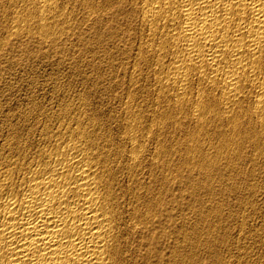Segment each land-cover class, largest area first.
<instances>
[{
    "label": "bare ground",
    "instance_id": "obj_1",
    "mask_svg": "<svg viewBox=\"0 0 264 264\" xmlns=\"http://www.w3.org/2000/svg\"><path fill=\"white\" fill-rule=\"evenodd\" d=\"M0 12V51L28 33L46 55L76 41L99 58L98 82L76 67L81 88L56 85L48 103L35 96L4 115L0 264L231 261V223H203L234 214L215 200L257 194L260 175L242 165L264 161V0H0ZM182 183L220 204L204 199L188 227ZM263 235L245 245V264H264Z\"/></svg>",
    "mask_w": 264,
    "mask_h": 264
},
{
    "label": "rangeland",
    "instance_id": "obj_2",
    "mask_svg": "<svg viewBox=\"0 0 264 264\" xmlns=\"http://www.w3.org/2000/svg\"><path fill=\"white\" fill-rule=\"evenodd\" d=\"M78 11H80V10H78ZM76 12V11H75ZM0 14H2L1 12H0ZM79 14H81V15H79ZM83 13H82V11L81 12H77L76 14H74V16H75V21L77 22V20L78 21H80V20H82L83 19ZM82 16V17H81ZM77 17V18H76ZM81 17V18H80ZM2 18V15H0V19ZM82 24V23H81ZM36 32V31H35ZM25 34V35H24ZM24 34H22V35H20V36H18L17 38H12L11 39V43H10V46H12V48H13V51H10V50H8L7 48H5V49H3V50H1L0 51V130L4 133H2V132H0V139H2L7 133V128L4 126V125H6V124H4V115L5 114H7L6 112L8 111V113L10 112H12V111H15L14 109H20V106H21V108H23V107H25L28 103H29V100L31 99V98H33V97H37L38 96V99L37 100H41V101H43L44 102V99H46L45 100V103L47 102H49L50 101V99H51V97H52V95H53V90L52 89H54V87H56V85H62V87L63 88H66V91H68V93H71L73 90L72 89H74V91L76 90V88L77 89H79V88H81L80 86H79V84H76L77 83V79H76V77L77 76H73V74H72V71H75V69H76V67H77V69L78 68H82L83 70H84V73H86V74H84V77H86L87 75H88V77H89V75H90V77H89V80H88V82H89V85L91 84H94V83H96V82H98L97 80H98V77H96V75H97V72L94 70V67H93V65L94 64H96V63H98L99 62V58H98V56L97 57H95L93 54H91L90 55V53H87L85 50H83L82 48H81V45H79L78 43H76V41H73V42H69L68 44H67V49H65V56L63 55V54H61L62 52H59V50H60V48H51L52 49V51L51 52H49V54L48 55H46L47 54V50L48 49H50V46H47V44L46 43H43L42 41H40L38 38H36V37H34V36H31V35H29L28 33H24ZM0 35L1 36H4L5 35V32H4V30H1V32H0ZM20 37V38H19ZM75 42V43H74ZM20 47V48H19ZM73 47H74V50H73ZM69 48V49H68ZM45 49V50H44ZM58 50V51H57ZM75 51V52H74ZM83 52H84V55H83ZM75 53V55H73ZM36 54H37V56H36ZM68 55H69V57H68ZM73 55V56H72ZM82 55H83V57H82ZM59 56H62V58L60 59V57ZM68 57V58H67ZM76 58V59H75ZM36 59V60H35ZM96 59V60H95ZM59 60V61H58ZM62 60V61H61ZM82 61V62H81ZM93 61V62H92ZM63 63V64H62ZM38 64V65H37ZM33 65V66H32ZM91 66V67H90ZM93 67V68H92ZM32 69V70H31ZM90 70V71H89ZM29 71V72H28ZM63 72H64V75H66L65 77H64V75H63ZM91 72V73H90ZM36 73H38V76L36 75L35 76V74ZM90 73V74H89ZM93 73V74H92ZM34 76H33V75ZM69 74V75H68ZM92 74V75H91ZM50 76H51V78H53V81L54 82H52V83H50L49 81H48V78H50ZM69 76V77H68ZM22 77V78H21ZM33 77L36 79V77H37V81H38V83H37V81H35L36 82V84H37V88L36 89H34L33 90V88L32 87H30L31 85L30 84H32V82H31V80L33 79ZM40 77H41V79H40ZM46 77V78H45ZM56 77V78H55ZM27 78V79H26ZM29 78H30V81H29ZM67 78H69L67 81L68 82H70V80H71V87H70V85H69V83L67 82V81H64L63 82V80L65 79H67ZM73 78H74V80H73ZM96 78V79H95ZM8 79V80H7ZM20 79V80H19ZM55 79V80H54ZM60 79V80H59ZM95 79V81H93ZM28 82H27V81ZM45 80H46V82H45ZM72 80H73V82H72ZM18 81V82H17ZM23 81V82H22ZM44 81V82H43ZM59 81V82H58ZM64 83V85L67 83V85H66V87H64L63 86V83ZM75 81V82H74ZM10 82V83H9ZM16 82H17V84H16ZM26 82V83H25ZM31 82V83H30ZM40 82V83H39ZM42 82V83H41ZM29 85H28V84ZM44 83V84H43ZM60 83V84H59ZM62 83V84H61ZM74 83V84H73ZM22 84V85H21ZM41 84H43V85H41ZM9 85V86H8ZM24 85V86H23ZM49 85V86H48ZM52 85V86H51ZM69 85V86H68ZM73 85V86H72ZM23 86V87H22ZM28 86H29V88H28ZM44 86V87H43ZM17 87V88H16ZM21 87H22V89H21ZM73 87V88H72ZM7 88V89H6ZM15 88V89H14ZM24 88H26V89H24ZM42 88V89H41ZM62 88V89H63ZM28 89V90H27ZM32 89V90H31ZM61 89V90H62ZM69 89V90H68ZM18 90H21L20 92L18 91ZM27 90V91H26ZM44 92H43V91ZM3 91V92H2ZM18 91V92H17ZM24 91H26V92H24ZM30 91V92H29ZM70 91V92H69ZM5 92V93H4ZM32 92V93H31ZM18 93V94H17ZM22 93V94H21ZM58 93H60V92H58ZM74 93V92H73ZM39 94H40V96H39ZM44 94V95H43ZM3 95V96H2ZM15 95V96H14ZM21 95V97H19ZM33 95V96H32ZM41 95H43V98H42V96ZM48 95V96H47ZM2 96V97H1ZM9 96V97H8ZM11 96V97H10ZM25 96H27V97H25ZM30 97V98H29ZM24 98V99H23ZM42 98V99H41ZM9 99H11V100H9ZM48 99H49V101H48ZM23 100V101H22ZM55 100V99H54ZM20 101V102H19ZM2 103V104H1ZM20 103V104H19ZM21 103H22V105H21ZM7 104V105H6ZM26 104V105H25ZM3 105V106H2ZM15 105H17V106H15ZM18 107V108H17ZM3 108V109H2ZM11 108V109H10ZM14 108V109H13ZM4 113V114H3ZM3 114V115H2ZM2 121V122H1ZM2 123V124H1ZM3 126V128L5 127V129H1V127ZM6 133V134H5ZM3 134V135H2ZM2 135V136H1ZM180 135V134H179ZM181 141H183L184 139L181 137V139H180ZM1 142H2V140H0V144H1ZM169 145V146H168ZM166 146L168 147V148H170V146H172L171 145V142L169 141V142H166ZM175 146V145H174ZM176 146H178L179 147V145H176ZM175 146V147H176ZM179 149H181V148H179ZM179 149H178V152L176 153V156L174 157V159L169 163L170 164V167H172V168H175L176 166H175V164L176 165H180L181 163H179V161H181V158H183V156L181 157V153L183 152V147H182V152H180L179 151ZM179 153V154H178ZM180 156V158H178ZM179 163V164H177V162ZM175 161V162H174ZM258 162V163H257ZM257 162H253V163H255V164H252V162H248L249 163V165H247L248 163H245L244 165H242V168L244 167V169L245 170H251V168H252V166H253V168H255V171H257V175H260V176H258V178L259 179H256L257 178V176H255V179L253 180L254 182H255V184H257V182H258V187H257V185H256V191H257V194H256V196L255 197H253L252 196V193L249 191H247L248 189H244V190H242L241 191V194L242 195H244L243 197L246 199H244L243 200V198H242V200H236V198L235 197H230L229 198V201L228 202H226V203H223L222 201L220 202V201H218V200H215V201H217V202H219V203H222V208L224 209V212H225V210H226V212L225 213H227V212H229L231 209H233L234 207V214L232 215V216H229L228 215V217H230V218H225V221L224 222H221V221H223V219H219L220 221H218L216 218H214V217H210V218H208V220H207V222L206 223H203V226H208L209 224H210V222H211V224H218V225H216V226H219L220 225V223H224V224H226L227 226L228 225H230V223H231V225L232 226H228L229 227V229H228V231L230 232V233H228V235H227V237H229V239L227 240L226 239V242L230 245V251L228 250V249H226V245L224 246L223 245V247L222 246H220L219 248H221L222 247V249L220 250L219 249V252H220V257L221 258H224L228 253V251H229V253H231V255L232 254H234V256L232 255V260L231 261H228L226 264H245V260L244 259H242L240 256L241 255H243V254H245V251H246V247H245V245L246 246H252V245H249V244H251L252 242H253V239L254 238H257V237H259L258 239H260V237H262V234H264V211H263V209H264V202H262V201H264V161L263 160H258ZM172 163H175V164H172ZM259 163L262 165H259ZM252 165V166H251ZM256 165V166H255ZM175 166V167H174ZM251 167V168H250ZM259 167H261V168H259ZM259 169H261L260 171H259ZM262 174H261V173ZM261 177V178H260ZM217 180V179H216ZM261 181H262V183H261ZM185 184V185H184ZM215 184H218V180L214 183V185ZM238 185H240V186H243V185H241V182H239V184ZM237 185V186H238ZM184 186V187H183ZM192 186L193 185H190V186H188V184H186V183H182V187H181V193L183 194V200H184V202L186 203V206H185V208L187 209H184L183 210V213H182V217H180V220H181V222H182V219H183V222H182V224H184L186 227H188V226H190L191 225V223L193 222V224L192 225H194L195 224V222H196V219H195V214H194V212H195V210L197 211V209H199V206H201V204L200 203H203V200L205 199V202H204V204H206L207 206H211V205H214L215 204V201L213 200V199H209L208 198V200H207V197H205V198H203V196L204 195H202L201 196V200H197V199H194V198H191L192 196H191V192L193 191V188H192ZM185 190H184V189ZM183 189V190H182ZM191 189V190H190ZM262 189H263V191H262ZM188 191V192H187ZM243 192V193H242ZM262 192V193H261ZM188 193H189V195H188ZM248 193H249V197H248ZM261 194V196H260V194ZM186 194V195H185ZM263 194V195H262ZM257 195H258V197H257ZM186 196V197H185ZM191 196V197H190ZM247 196V197H246ZM251 196H252V198H251ZM190 197V198H189ZM257 197V198H256ZM196 198V197H195ZM247 199H248V201H247ZM192 201V203H191V201ZM213 200V201H212ZM262 200V201H261ZM201 201V202H200ZM231 201V202H230ZM234 201V202H233ZM239 201H241L240 203H239ZM252 201V202H251ZM257 201V202H256ZM197 202H199V203H197ZM212 202H214V204L212 203ZM246 202V203H245ZM254 202V203H253ZM262 202V203H261ZM219 203H216L215 204V206L216 205H220ZM240 205H239V204ZM247 203H250V204H247ZM257 203V204H256ZM259 203V204H258ZM191 204V205H190ZM193 204V205H192ZM209 204V205H208ZM243 204H244V206H243ZM255 204V205H254ZM263 206H262V205ZM228 205H230V206H228ZM231 205H233V207L231 206ZM239 205V206H238ZM248 205V206H247ZM254 205V206H253ZM193 206V207H192ZM224 206H227L226 208H224ZM238 206V207H237ZM247 206V207H246ZM249 206H252L251 208L249 207ZM258 206V207H257ZM259 206H260V208H259ZM190 207H191V209H190ZM231 209H230V208ZM236 207L237 208H239V209H236ZM243 207H244V209H243ZM246 207V208H245ZM196 208V209H195ZM251 210H250V209ZM252 208H254V209H252ZM256 208H258V209H256ZM189 209V210H188ZM228 209V210H227ZM256 209V210H255ZM239 210H240V213H239ZM247 210V211H246ZM186 213H185V212ZM235 211H238L237 213L235 212ZM244 211H245V213H246V218L244 217V219H243V216H242V214L244 213ZM249 211V212H248ZM251 211V212H250ZM254 211V212H253ZM259 211H260V213H259ZM243 212V213H242ZM258 212V213H257ZM262 212V213H261ZM184 213H185V215H184ZM236 213V214H235ZM252 213V214H251ZM255 213V214H254ZM189 214V215H188ZM193 214H194V217H193ZM249 214V215H248ZM253 214L255 215V218H254V216H253ZM257 214V215H256ZM263 215V216H259V215ZM188 215V216H187ZM258 216V217H257ZM188 217H190L189 218V220H190V222L191 223H189V220H188ZM235 217H236V219H235ZM249 217V218H248ZM252 217H253V219H254V221H253V219H252ZM262 218V219H259V218ZM185 218V219H184ZM214 218L215 219V221L214 220H212V219ZM233 218H234V220H233ZM239 218V219H238ZM241 219H243V221L241 220ZM252 221H251V220ZM257 219V220H256ZM186 220V221H185ZM229 220V221H228ZM238 220H239V222H238ZM241 221V222H240ZM186 222H187V225H186ZM234 222H235V224H234ZM243 222H245V223H243ZM254 224H253V223ZM233 223V224H232ZM237 223V224H236ZM239 223V224H238ZM241 223L242 224H244V227H243V225L241 226ZM257 223V224H256ZM262 223V224H261ZM189 224V225H188ZM223 224V225H224ZM252 226H251V225ZM259 225H260V227H259ZM227 226H226V231H223V232H221V233H224V235L225 234H227ZM249 226H251L250 228H249ZM258 226V227H257ZM234 227V228H233ZM238 227H240V228H238ZM241 227H243L244 228V230H243V235H241L240 234V230L239 229H241ZM246 227V228H245ZM258 228V229H256V228ZM263 227V228H262ZM260 228H262V229H260ZM245 229H251L252 230V232H251V230H249L248 232H247V230L245 231ZM261 230V231H258V230ZM190 231H191V229H189ZM234 230V231H233ZM256 230V231H255ZM244 232H246V234L244 235ZM234 233L236 234V236L234 235ZM237 233H239L240 235H239V237H238V235H237ZM253 234V236H254V238H253V236L251 235V234ZM260 233H261V236H259L260 235ZM258 235V236H255V235ZM242 236V237H241ZM243 236H246V238L245 237H243ZM231 237H232V239L233 240H231ZM234 237H235V239H234ZM248 237V238H247ZM251 237V238H250ZM263 237H264V235H263ZM237 238H239V239H237ZM251 240H250V239ZM253 238V239H252ZM245 239V240H244ZM238 240V241H237ZM244 240V241H243ZM247 241H250V242H247ZM245 242V243H244ZM247 242V243H246ZM233 243V244H232ZM244 243V244H243ZM232 244V245H231ZM236 244V245H235ZM237 244H238V246H237ZM260 244V243H259ZM234 245V246H233ZM241 245H243V246H241ZM233 246V247H232ZM237 248H236V247ZM255 246H256V249L254 248V246L251 248V250L249 249V251H253V250H255V251H257V253L259 252V253H261V250L263 249L262 247H260V248H258L257 247V243L255 244ZM235 247V248H234ZM224 248V249H223ZM234 248V249H233ZM239 248H240V253L238 252L239 251ZM254 248V249H253ZM259 251H258V250ZM228 250V251H227ZM234 250V251H233ZM245 250V251H244ZM222 251V252H221ZM233 253H232V252ZM242 251H244V253L242 252ZM243 254H242V253ZM236 253H238V255L236 254ZM258 253V254H259ZM202 253L200 252V257H202V255H201ZM222 254V255H221ZM226 254V255H225ZM236 254V255H235ZM240 257V258H239ZM243 257V256H242ZM204 259V258H203ZM239 259V260H238ZM236 261V262H235ZM212 262V263H211ZM211 262H208V263H210V264H215L216 262H213V261H211Z\"/></svg>",
    "mask_w": 264,
    "mask_h": 264
}]
</instances>
